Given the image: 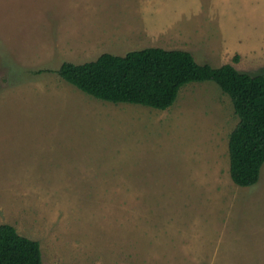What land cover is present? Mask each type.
Instances as JSON below:
<instances>
[{
	"label": "rangeland",
	"instance_id": "obj_1",
	"mask_svg": "<svg viewBox=\"0 0 264 264\" xmlns=\"http://www.w3.org/2000/svg\"><path fill=\"white\" fill-rule=\"evenodd\" d=\"M147 46L264 73V0H0V224L43 264H264V164L233 181L217 82L160 110L57 72Z\"/></svg>",
	"mask_w": 264,
	"mask_h": 264
},
{
	"label": "trees",
	"instance_id": "obj_2",
	"mask_svg": "<svg viewBox=\"0 0 264 264\" xmlns=\"http://www.w3.org/2000/svg\"><path fill=\"white\" fill-rule=\"evenodd\" d=\"M57 72L95 98L160 110L172 106L189 83L217 82L239 117L229 134L231 177L241 186L258 182L264 164V73L241 71L230 62L200 63L189 50L161 46L124 55L104 52L83 63L64 61ZM0 264H43L40 242L21 234L13 224H0Z\"/></svg>",
	"mask_w": 264,
	"mask_h": 264
}]
</instances>
